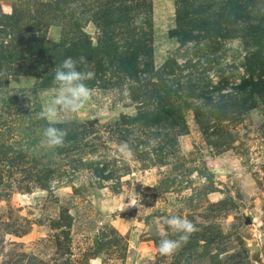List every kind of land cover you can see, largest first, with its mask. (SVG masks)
<instances>
[{"label": "rangeland", "instance_id": "obj_1", "mask_svg": "<svg viewBox=\"0 0 264 264\" xmlns=\"http://www.w3.org/2000/svg\"><path fill=\"white\" fill-rule=\"evenodd\" d=\"M228 3L0 0V17L12 18L0 23V264H264V87L233 106L226 97L193 100L176 118L161 113L162 93L139 100L142 78L173 59L196 65L164 73L175 101L192 80L212 79L221 94L264 82L263 69L246 70L258 47L257 31L247 37L245 28L260 27L264 0H241L249 10L236 14ZM204 21L223 24L226 37L209 42L218 34L204 33ZM135 53L139 64L129 70ZM69 57L94 72L86 81L94 95L56 117L67 136L49 149L40 145L48 121L39 113L53 98L55 67ZM143 110L151 112L144 125L134 123ZM133 185L137 203L128 207ZM171 215L198 231L161 255L158 227L178 239L163 225Z\"/></svg>", "mask_w": 264, "mask_h": 264}, {"label": "trees", "instance_id": "obj_2", "mask_svg": "<svg viewBox=\"0 0 264 264\" xmlns=\"http://www.w3.org/2000/svg\"><path fill=\"white\" fill-rule=\"evenodd\" d=\"M229 9H232L231 11H233L235 14L239 12L238 7H241L242 10L246 11L249 10V8H247L246 6L244 7L243 5H241V0H229ZM180 10H179V14H180ZM239 16V15H238ZM249 16V15H248ZM12 19L10 16H5L2 15V17H0V23L5 21V20H9ZM200 22L202 24L201 21H197ZM204 25L203 29H205V27H207L208 24V28L207 30H203L204 33H207L208 35H210V32L213 31V33H217L218 37H215L213 34L211 36V38L209 39L212 43V38L214 40H216L215 38H219L222 40L224 39L226 36H224V28H223V24H218L217 22H213L211 23H207V22H203ZM213 24H215L216 28H213ZM12 27H16V26H11ZM246 28V36L250 37L248 35V33L250 34H254L255 31H257V33H255L251 38L252 41L255 42L256 46L258 47V50L255 51L256 53L258 52V59L254 57L255 53L250 52V56L247 59V66H246V70H252L253 68L256 69H260L264 71V62L260 60V56L259 54L261 52L264 53V21H261L260 27H250L247 26ZM200 30H202V27L199 28ZM228 32V31H227ZM208 38V37H207ZM246 38V37H245ZM186 39V38H185ZM247 39V38H246ZM186 41L183 42V46L186 45ZM190 41V40H188ZM5 44L2 45V47H4ZM0 51L2 52V48L0 45ZM142 51V48L140 47L138 52L140 53ZM139 53H135L136 55H133L129 61V70L133 69V68H137L139 61H138V55ZM146 56V55H145ZM146 61V60H145ZM146 65V62H145ZM191 65V66H190ZM151 67V64H147L146 67ZM196 66V65H194ZM192 66V62H186L184 64H180L176 59H173L171 61H169L167 64H165V66L163 67V69H161L160 72H158L156 74V76H154L153 78H150V74H147L146 72L143 74H147L149 75L146 78H142L143 82L145 83V86H143L141 88V93H140V99H145L146 101L148 100V96L152 95V97L154 95L159 96L160 93H162L158 98L161 102L160 104V108H161V113L163 114H167L170 117L173 115H176V117H179L181 114L180 112L185 111V110H189V108H191V104L190 102L195 100V101H203V102H209L212 100H217L218 98L221 97H226L227 99L226 104L233 106L234 103H236V100H244V102H246L247 100H249V98H251V95L248 94V92L250 91V93L255 92V89L258 87H264V82L263 83H255L252 82L251 85L248 87L246 86L247 84L250 83L249 80H244L243 81V86L247 87V88H243V91L241 92H237V93H227V94H221V92H217L216 88L219 89L220 87L215 86L212 81V79H207V82L204 81L205 86L201 85L200 83H197V81H193L189 83V93L183 94L181 93L180 95H178L177 99L175 101V96H172L173 93H175V91L173 90V86L172 84H169L170 82H168V80H166L167 78H164L163 75L164 73L174 76L175 75V71H181L184 68H190V67H194ZM147 67V68H148ZM194 69V68H192ZM192 75H189V78H191ZM154 78H158V80L156 82H152L154 80ZM262 80V79H261ZM193 82L195 84H193ZM172 83H177L175 78H173ZM179 84V83H177ZM186 83L183 82L182 84V88L184 89V85ZM217 84H222L217 82ZM152 85V86H151ZM148 86H151L152 89L149 90ZM250 88V90H248ZM247 92V93H246ZM219 94V96H217V94ZM246 94V95H245ZM145 97V98H144ZM151 97V98H152ZM175 101V102H174ZM144 107L147 106V103L144 102L143 104ZM179 108H182L181 110H179ZM230 109L229 108H220V112L222 113H226L228 112ZM195 115H196V121L199 124V126H201L203 129H207L209 127V121H204L203 119H201V109L195 108ZM151 114V112L146 111H140L139 114L137 115V117L134 119V123L136 124H143V121ZM173 116V118H176ZM177 121H183V116H181L180 119H172V122H177ZM144 125V124H143ZM186 125V124H185ZM183 125V126H185Z\"/></svg>", "mask_w": 264, "mask_h": 264}, {"label": "clouds", "instance_id": "obj_3", "mask_svg": "<svg viewBox=\"0 0 264 264\" xmlns=\"http://www.w3.org/2000/svg\"><path fill=\"white\" fill-rule=\"evenodd\" d=\"M81 61L87 62L84 57L81 58ZM94 75L92 71L77 70V61L71 57L66 58L59 66L55 67L53 98L44 102L39 113L41 119L48 121V126L44 127L41 132L40 145L42 147L51 149L64 144L67 130L54 126L55 119L61 112L77 113L85 106L94 95V90L88 86L86 81L93 79ZM44 95H48V90H45ZM98 115H103V112ZM119 152L125 161L132 162L134 152L129 142H122ZM143 184L148 186V184ZM134 187L135 185H133V190H131L128 199V207L136 206L137 203L135 199L137 193L134 191ZM163 225L179 235L178 239H170L164 228L158 227L160 236L158 251L161 255L173 254L182 242H187L190 235L198 231L191 220L179 215L165 217Z\"/></svg>", "mask_w": 264, "mask_h": 264}]
</instances>
